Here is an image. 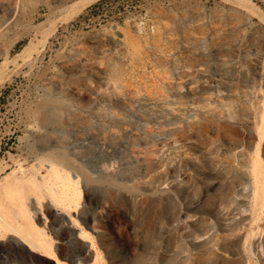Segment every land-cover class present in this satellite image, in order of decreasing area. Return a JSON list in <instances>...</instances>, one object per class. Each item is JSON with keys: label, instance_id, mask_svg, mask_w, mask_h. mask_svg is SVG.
<instances>
[{"label": "rangeland", "instance_id": "1", "mask_svg": "<svg viewBox=\"0 0 264 264\" xmlns=\"http://www.w3.org/2000/svg\"><path fill=\"white\" fill-rule=\"evenodd\" d=\"M258 158L264 0H0V207L60 264H264ZM53 162L79 191L63 213ZM22 239L0 226V264H57Z\"/></svg>", "mask_w": 264, "mask_h": 264}, {"label": "bare ground", "instance_id": "2", "mask_svg": "<svg viewBox=\"0 0 264 264\" xmlns=\"http://www.w3.org/2000/svg\"><path fill=\"white\" fill-rule=\"evenodd\" d=\"M80 64V63H79ZM78 65V64H77ZM78 67V66H77ZM196 94V93H195ZM191 95V94H190ZM193 95V94H192ZM189 98V97H188ZM192 99V98H191ZM194 99V98H193ZM159 101V100H157ZM168 101V100H167ZM174 101V100H173ZM189 101V100H187ZM198 101V100H197ZM169 102V101H168ZM178 103V102H177ZM185 103V102H184ZM196 103V101H195ZM198 103V102H197ZM169 104V103H168ZM183 104V103H182ZM186 104L188 105V103L186 102ZM190 104V102H189ZM179 105V104H178ZM181 105V104H180ZM185 105V104H184ZM197 105V104H196ZM158 106V105H157ZM193 106V105H192ZM198 106V105H197ZM162 107V106H161ZM173 107V105H172ZM175 107V106H174ZM183 107V105H182ZM190 107V106H189ZM188 107V108H189ZM199 107V106H198ZM160 108V107H159ZM178 108V106H177ZM181 108V107H180ZM179 108V109H180ZM194 108V107H193ZM197 108V107H196ZM168 108H166L167 110ZM174 109V108H173ZM187 109V108H186ZM190 109V108H189ZM157 110V109H156ZM161 110V109H159ZM158 110V111H159ZM169 110V109H168ZM182 110V109H181ZM175 111V109H174ZM177 111V109H176ZM179 111V110H178ZM183 111H184V108H183ZM189 111V110H188ZM159 113V112H158ZM168 113V112H167ZM182 113H185V112H182ZM161 114V113H160ZM171 114V113H170ZM174 115L176 113H173ZM171 114V115H173ZM163 115V114H162ZM161 116V115H160ZM177 116V115H176ZM184 116V115H183ZM191 116V115H190ZM156 117V116H155ZM166 117V116H165ZM168 118L171 117V116H167ZM178 117V116H177ZM160 118V117H159ZM167 118V119H168ZM171 118H174V117H171ZM188 118H190L188 116ZM187 118V119H188ZM176 119V118H175ZM119 120V119H118ZM163 120V119H162ZM122 122V121H120ZM172 122V121H171ZM133 123V122H132ZM170 123V122H169ZM175 123V122H174ZM131 124V123H130ZM172 124V123H171ZM133 125H136V124H133ZM168 125V124H167ZM122 126V125H121ZM126 126V125H125ZM123 127V126H122ZM128 127V126H127ZM135 127V126H134ZM174 127V126H173ZM172 127V129H173ZM119 128V127H118ZM125 128V127H124ZM137 128V127H136ZM48 129V128H47ZM122 129V128H121ZM138 129V128H137ZM120 130V129H119ZM124 131V130H123ZM139 132V131H138ZM165 132V130L163 131ZM171 132V130H170ZM126 133V132H125ZM134 133V129H130L127 131V135H133ZM137 133V132H136ZM163 134V133H162ZM126 135V134H125ZM135 135V134H134ZM165 135H170L169 134H165ZM128 137V136H127ZM130 137V136H129ZM137 137V136H136ZM139 137V136H138ZM141 138V137H140ZM102 139V138H101ZM121 139V138H120ZM119 139V140H120ZM130 139V138H129ZM147 139V138H146ZM145 139V141H146ZM168 139V138H167ZM59 140V139H58ZM116 140V139H115ZM113 138H110V139H106L103 141L104 144H106L107 146L109 147H113L116 145V141H115ZM133 141V139H132ZM131 141V142H132ZM167 141V140H166ZM164 141V142H166ZM119 147L123 146V147H127L129 146L130 142L126 139H121V141H119ZM118 144V143H117ZM141 144V143H140ZM131 145V144H130ZM135 145V144H134ZM132 146V145H131ZM142 146V145H141ZM79 147V146H78ZM77 148V147H75ZM114 148V147H113ZM133 148V147H132ZM116 150V149H115ZM114 150V151H115ZM129 150V149H128ZM130 150H133V149H130ZM75 152V151H74ZM116 152V151H115ZM76 153V152H75ZM113 153V152H112ZM111 153V154H112ZM120 153H121V150H120ZM125 153V152H124ZM129 153V152H128ZM139 153V152H138ZM79 154V153H78ZM116 154V153H115ZM114 155V154H113ZM123 155V154H122ZM125 155H128V154H125ZM138 155V154H137ZM134 152H131L129 154V158H126V159H131V161H135V162H138L140 160V157L137 156ZM142 156V155H141ZM108 157V156H107ZM117 158V157H116ZM112 159H115L114 157H112L109 161H111ZM117 160V159H115ZM124 160V159H122ZM121 160V161H122ZM106 161V160H104ZM108 161V160H107ZM119 161V160H117ZM116 161V162H117ZM129 161H126V164H128L127 162ZM141 162V161H140ZM96 163H99V162H96ZM133 163V162H132ZM139 163V162H138ZM122 164V162L120 163ZM124 164V163H123ZM49 165V164H48ZM47 165V166H48ZM126 166V165H125ZM124 166V167H125ZM51 169H47L50 171V175H49V178L47 180L44 181L43 183V186L45 187V189L52 195L53 197V200H52V204L54 205V207L56 208H60L62 209V212L66 209H70V208H73L74 204L76 203V200H77V197H78V190H77V181L71 177V175L64 171L62 168L58 167V165L56 163H52L51 164ZM39 168V167H38ZM30 173V172H29ZM47 173V172H46ZM253 173L255 175V179H256V197H262L264 195V172H263V166L258 159H255V161L253 162ZM17 174V173H16ZM34 174V173H33ZM36 174V173H35ZM48 174V173H47ZM30 175V174H29ZM39 175V174H37ZM35 175V176H37ZM10 176V175H9ZM18 176V175H17ZM44 176V175H43ZM28 177V176H27ZM33 177V176H32ZM47 177V176H46ZM38 180H39V176L37 177ZM45 178V177H44ZM31 179V178H30ZM28 180V179H27ZM30 182H32L31 184H34V185H37L36 181L34 179H31ZM29 182V183H30ZM15 193V192H14ZM17 193H20V192H17ZM10 194V195H9ZM7 193V197L10 199V201H14L11 193ZM20 195V194H19ZM18 195V196H19ZM6 217H7V214L6 213H1L0 212V218L4 221V222H7L6 221ZM64 222H68L70 223L71 226H73V222L71 221L70 218H68V214L67 213H64ZM13 229L15 231H17L19 234H21V236L26 240L28 241L32 246L40 249L41 251L45 252V253H48L50 254V256L52 257H55V253L53 251V247H52V244H51V241H48L47 238H46V233L44 232H41L39 231L35 224L33 223V221L29 218L27 220V226L25 228H22V229H17L16 227H13ZM80 238H85V234L83 232H79L78 233ZM60 263H63V262H60Z\"/></svg>", "mask_w": 264, "mask_h": 264}, {"label": "crops", "instance_id": "3", "mask_svg": "<svg viewBox=\"0 0 264 264\" xmlns=\"http://www.w3.org/2000/svg\"><path fill=\"white\" fill-rule=\"evenodd\" d=\"M9 201H10V199H9ZM10 203H11V205H17V203L16 202H14V201H10ZM18 214L23 218V220H24V223H23V226H22V228H25L26 226H27V220L30 218L32 221H33V223L35 224V226H36V228L39 230V231H41V232H44L43 230H42V228H40L39 226H37V224L34 222V219L29 215V213L27 212V210H25L24 209V206H19L18 205ZM0 212L1 213H6L7 214V217H6V221L7 222H4L1 218H0V226H10V227H12L13 228V226L10 224V223H8V218H9V215H8V213L7 212H5V211H3L2 210V208L0 207ZM17 229H19V228H17ZM44 233H46V232H44ZM79 233V232H78ZM78 233H76L78 236H79V234ZM80 237V236H79ZM46 238H47V240L48 241H50L49 240V238H48V235H47V233H46ZM24 239V238H23ZM21 240L22 241V243H24V244H26L29 248H32V247H34V246H32L28 241H26L25 239L24 240ZM36 248V247H35ZM38 249V248H37ZM54 253H55V251H54ZM51 258H53L54 260H56V262H57V264H60V262H62L57 256H56V253H55V257H52V256H50Z\"/></svg>", "mask_w": 264, "mask_h": 264}]
</instances>
